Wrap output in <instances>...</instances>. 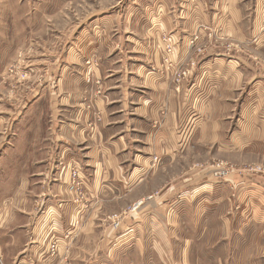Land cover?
<instances>
[{"label":"crops","instance_id":"obj_1","mask_svg":"<svg viewBox=\"0 0 264 264\" xmlns=\"http://www.w3.org/2000/svg\"><path fill=\"white\" fill-rule=\"evenodd\" d=\"M169 1L144 0L140 7L131 1L124 9H136L131 16L113 10L80 23L77 43L57 63V81L48 73L20 110H0V264H111L122 246L133 264V249L143 257L148 242L163 248L172 235L158 208L162 196L147 201L149 189L163 180L161 168L188 153L201 159L214 150L237 155L264 148V75H250L240 57L221 51L199 56L196 42L187 44L194 28L206 24L264 53V0ZM138 10L144 21L134 30ZM167 34L177 37L173 54L164 51ZM195 55L191 82L174 83L172 73ZM74 165L81 203L71 189ZM5 166L14 178L2 175ZM204 182L170 198L183 197L191 208L204 196L212 205L225 184ZM206 185L210 191H198ZM102 199L145 202L106 229L96 217L86 222ZM177 204L166 214L178 217ZM96 233L102 240L91 242L86 259V236Z\"/></svg>","mask_w":264,"mask_h":264},{"label":"rangeland","instance_id":"obj_2","mask_svg":"<svg viewBox=\"0 0 264 264\" xmlns=\"http://www.w3.org/2000/svg\"><path fill=\"white\" fill-rule=\"evenodd\" d=\"M131 1L134 3L138 1L137 6L140 7L139 2L144 0H0V100L5 102L0 105V110L9 113L13 106L20 110L24 102L34 94L35 85L48 76V73L52 72L53 81H57L55 77L57 63L61 62V57L71 42L77 43L75 34L80 23L113 10H119L121 17L131 16L132 8L124 10L125 5ZM173 1L175 0L169 2ZM139 11L134 12L132 17L134 30L140 29L139 24L144 21ZM44 16L42 20L41 17ZM31 19L34 20V24L30 22ZM39 19L43 23L40 24ZM206 26L198 24L193 33H190L192 43L190 39L186 40L191 46L196 42L194 51L197 55L221 51L229 55L228 57L237 56L245 60L252 68L250 75H264V53L249 43H243L229 35L222 36L221 31L215 27L209 29ZM169 36L173 37L171 43L174 44L172 48L174 53L177 37L173 34L165 35ZM163 37V42L166 43ZM254 41H257L256 38ZM197 55L192 57L195 60L188 61L186 67H178L172 73L174 83L191 82ZM94 63L97 64L95 60L92 64ZM186 72H189L187 80L181 76ZM44 123V120L40 122L38 129L43 128ZM188 154L182 156L179 162L161 168L163 180L149 189L152 197L147 201H153L154 196H162L158 208L166 215L165 227L170 230L169 235H172L165 236L163 248L154 244L149 246L148 242L143 257L133 249L132 258L135 260L133 264H264V148H255L237 155L217 153L214 150L207 153V158L201 159L198 153ZM57 166L59 169L64 167L61 161ZM217 167L227 170L226 174L222 176L215 174ZM55 174L57 176V172L52 176L56 177ZM2 175L5 178H14L15 173L13 169L9 170L5 166ZM213 181L224 183L225 187L222 186L216 196L212 197L211 203L215 202L212 205L204 196L197 197L195 200L197 203L191 208L183 204V197L175 201L170 198L178 190H188L187 193L191 194L195 189L189 188L197 184L203 185V182L212 186L217 185ZM71 184V189L76 192L74 200L81 203L80 185L76 188L73 182ZM30 188L32 186L29 185L28 191ZM211 188L206 185L198 191H210ZM159 191L160 195L157 194ZM142 201L144 203L145 199L121 200V204H115L112 199H102L90 211L86 222L90 224L96 217L101 221V226L108 229L115 226L113 224L116 219L118 222L120 217L124 219L132 211H137L136 209L143 205ZM174 202L178 203L177 205L181 204L177 206L180 210L178 217L166 214ZM203 203H206L210 210H207V206H202ZM152 206H146V209H151ZM230 210L231 213L226 212ZM190 226H193V230H190ZM171 227L177 229V241ZM86 234L88 233L85 232L84 237ZM90 235L85 239V243L90 244L83 245L85 246L83 250L88 252L86 259L91 255V242L102 240L98 233ZM193 235L198 240L193 241L194 238L191 237ZM158 243L160 245V240ZM122 250L123 246L120 251H116L111 264H127Z\"/></svg>","mask_w":264,"mask_h":264},{"label":"built area","instance_id":"obj_3","mask_svg":"<svg viewBox=\"0 0 264 264\" xmlns=\"http://www.w3.org/2000/svg\"><path fill=\"white\" fill-rule=\"evenodd\" d=\"M165 37V36H164ZM163 37V38H164ZM165 40H166V44H165V46H164V51H165V53H167V54H169L170 52L173 54V52H172V48H173V43H171L172 42V40L171 39H173V37L172 36H169V37H165L164 38ZM189 72H186V74L185 73H182V78L183 79H185V80H187L189 77L187 76V74H188ZM190 80V79H189ZM189 82V81H188ZM99 92V91H98ZM74 168H72V170H71V178H72V182H73V184L76 186V188H78V185H80L79 184V182H78V171H77V167L74 165L73 166ZM226 172H227V170H225L224 168H222V167H217V170L214 172L215 174H217V175H220V176H222V175H225L226 174ZM117 224H118V222H117V219H116V221L114 222V224L113 225H115V226H113V227H116L117 226ZM55 250H56V243H55V241H53L50 245H49V252L51 253V254H54L55 253Z\"/></svg>","mask_w":264,"mask_h":264}]
</instances>
